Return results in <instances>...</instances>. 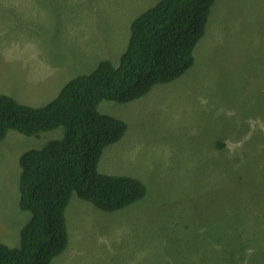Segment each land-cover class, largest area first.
<instances>
[{
    "label": "rangeland",
    "instance_id": "374dc122",
    "mask_svg": "<svg viewBox=\"0 0 264 264\" xmlns=\"http://www.w3.org/2000/svg\"><path fill=\"white\" fill-rule=\"evenodd\" d=\"M160 1L0 0V92L42 106L68 82L63 70L73 78L103 60L119 66L133 21ZM261 108L264 0H216L182 77L136 101L99 105L127 124L124 138L104 151L100 172L137 178L146 195L110 213L73 196L68 247L52 264H264ZM64 136L62 127L39 137L12 130L0 142V243L20 246L31 219L19 205L20 157ZM245 166L259 175L246 188L240 173L235 179ZM219 226L228 228L224 254L215 238L205 247L193 238L200 227Z\"/></svg>",
    "mask_w": 264,
    "mask_h": 264
},
{
    "label": "trees",
    "instance_id": "16d2710c",
    "mask_svg": "<svg viewBox=\"0 0 264 264\" xmlns=\"http://www.w3.org/2000/svg\"><path fill=\"white\" fill-rule=\"evenodd\" d=\"M215 1L161 0L133 21L119 66L103 60L91 74L71 78L45 105L22 104L0 92V142L12 130L39 137L65 129L63 139L20 157L19 205L31 219L21 229L20 246L0 243V264H52L64 253L69 243L66 210L73 196L109 213L144 198L146 186L139 179L99 170L106 148L121 141L127 131L123 120L102 114L99 105L136 101L155 86L182 77L194 65V51L206 33ZM257 106L248 103V110ZM248 146L246 142L242 149ZM243 168L235 179L240 173L246 188L259 175L255 168ZM222 189L232 190L225 183ZM198 229L195 240L205 247L215 238L221 245L218 250L226 252L223 239L228 228ZM240 249H233V258Z\"/></svg>",
    "mask_w": 264,
    "mask_h": 264
},
{
    "label": "crops",
    "instance_id": "0c3cea01",
    "mask_svg": "<svg viewBox=\"0 0 264 264\" xmlns=\"http://www.w3.org/2000/svg\"><path fill=\"white\" fill-rule=\"evenodd\" d=\"M62 72H63V74L68 78V81H69V80L71 79V76H70L69 72H68L66 69L63 70ZM59 77H60L59 75L56 76V80L59 79ZM54 87H55V86L53 85V86H50L49 88L41 89V90H39L38 92H41V93H43V94H47L49 91L53 90ZM61 88H62V87H61ZM59 92H60V90H59ZM59 92H58V94H59ZM58 94H57V95H58ZM56 97H57V96H56ZM56 97H55V98H56ZM55 98H53V99H55ZM53 99H52V100H53ZM52 100H51V101H52ZM51 101H50V102H51Z\"/></svg>",
    "mask_w": 264,
    "mask_h": 264
},
{
    "label": "bare ground",
    "instance_id": "6f19581e",
    "mask_svg": "<svg viewBox=\"0 0 264 264\" xmlns=\"http://www.w3.org/2000/svg\"><path fill=\"white\" fill-rule=\"evenodd\" d=\"M214 10V9H213ZM26 12V11H25ZM29 73V72H28ZM41 78V77H40ZM44 78V77H43ZM48 80V79H47ZM42 84V83H41ZM46 84V83H45ZM51 84V83H50ZM53 84V83H52ZM46 89V88H45ZM55 89V88H54Z\"/></svg>",
    "mask_w": 264,
    "mask_h": 264
}]
</instances>
